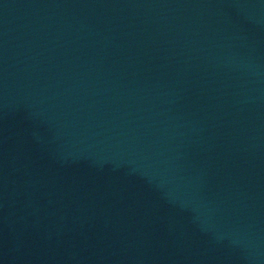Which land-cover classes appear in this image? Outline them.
<instances>
[{"label":"water","instance_id":"obj_1","mask_svg":"<svg viewBox=\"0 0 264 264\" xmlns=\"http://www.w3.org/2000/svg\"><path fill=\"white\" fill-rule=\"evenodd\" d=\"M0 264H264V0H0Z\"/></svg>","mask_w":264,"mask_h":264}]
</instances>
